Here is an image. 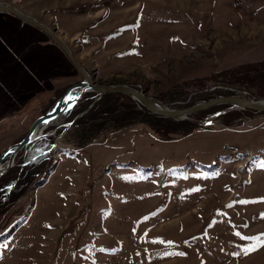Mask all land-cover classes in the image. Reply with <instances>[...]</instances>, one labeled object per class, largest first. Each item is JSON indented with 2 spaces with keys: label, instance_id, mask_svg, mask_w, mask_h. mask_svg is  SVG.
I'll return each mask as SVG.
<instances>
[{
  "label": "rangeland",
  "instance_id": "1",
  "mask_svg": "<svg viewBox=\"0 0 264 264\" xmlns=\"http://www.w3.org/2000/svg\"><path fill=\"white\" fill-rule=\"evenodd\" d=\"M69 2L117 44L100 84H125L150 99L264 60V0L15 1L48 14L50 24L55 15L45 8ZM78 132L71 126L57 141L44 184L6 205L0 264H264L256 239L264 234V113L228 112L168 141L136 123L82 148ZM2 135L0 154L24 136L9 144L17 134ZM21 160L11 169L15 183Z\"/></svg>",
  "mask_w": 264,
  "mask_h": 264
},
{
  "label": "crops",
  "instance_id": "2",
  "mask_svg": "<svg viewBox=\"0 0 264 264\" xmlns=\"http://www.w3.org/2000/svg\"><path fill=\"white\" fill-rule=\"evenodd\" d=\"M15 1L21 0H0L49 27L100 84L108 54L117 45L111 35L98 34L97 28L90 27V20L79 19L71 2L64 5L66 8L59 3L45 8V12L55 15L50 24L48 14L29 13ZM81 80L80 73L45 33L12 14L0 12V148L2 134H17L7 137L12 144L18 135L27 133L37 117L54 107L57 94L62 95ZM63 117L57 124H62Z\"/></svg>",
  "mask_w": 264,
  "mask_h": 264
},
{
  "label": "trees",
  "instance_id": "3",
  "mask_svg": "<svg viewBox=\"0 0 264 264\" xmlns=\"http://www.w3.org/2000/svg\"><path fill=\"white\" fill-rule=\"evenodd\" d=\"M209 82H212L213 85L208 86ZM190 83L194 87L193 91L176 93L175 91L179 86L168 90V94H172L170 95L171 98L166 99L167 97H164L152 100L165 105L172 102L171 106L173 108L183 109L229 95L263 99L264 60L240 64L213 73L208 77L194 79ZM212 87L214 89H211ZM95 96L94 93L84 94L72 111L65 115V122L72 121L77 114L86 110L93 102ZM225 107L218 106L207 111L212 112L218 108ZM207 111L199 112L192 117L199 118V116L207 114ZM136 123L144 124L164 141L171 140L173 136H188L198 127L189 121H174L152 115L144 108H138L137 104L130 98L119 94L102 96L72 127L78 128L79 132L77 135L80 139L81 147L84 148L105 130L118 131ZM52 144V137H44L17 155L16 158L21 157V163L24 167L15 184L16 175L13 177L11 170L0 178V180L7 181L1 194L2 199L5 198V201L2 204L0 203V216L7 212L5 209L7 204L14 203L20 197H24L30 185L37 188L42 186L44 184L42 179L44 173H52L53 161L46 166L51 154L45 153L51 148ZM38 174H40V177H37ZM13 184L14 186L11 189Z\"/></svg>",
  "mask_w": 264,
  "mask_h": 264
},
{
  "label": "water",
  "instance_id": "4",
  "mask_svg": "<svg viewBox=\"0 0 264 264\" xmlns=\"http://www.w3.org/2000/svg\"><path fill=\"white\" fill-rule=\"evenodd\" d=\"M0 12L9 13L13 16L27 22L28 24L45 33L50 40L56 44L66 55L72 66L80 73L82 80L69 86L58 98L54 107L44 115L37 117L29 127L24 137L17 143L9 146L0 154V178L8 173L15 165L17 155L25 148L44 137H52L53 144L45 153L54 152L57 148V141L61 135L70 128L81 116L86 114L93 104L99 101L106 94H119L130 98L139 108H144L148 113L170 119L174 121H189L197 126H209L220 116L234 111H252L255 113H264V99L242 98L237 96H225L216 98L207 102L198 103L188 108L176 109L159 104L146 97L142 91L122 84V85H103L97 84L92 76L75 59L67 44L59 38L49 27L41 24L35 18L25 14L15 6L0 2ZM94 93L96 96L89 107L83 112L77 114L72 121L65 124H57L58 120L72 111L80 102L84 94ZM71 97V99H70ZM218 106H227L225 109L217 111L203 120H196L192 116L196 113L210 110ZM56 124V125H55ZM48 130L49 128H52ZM62 128L61 134H56ZM15 184V182H14ZM14 184L11 186L13 188Z\"/></svg>",
  "mask_w": 264,
  "mask_h": 264
},
{
  "label": "snow or ice",
  "instance_id": "5",
  "mask_svg": "<svg viewBox=\"0 0 264 264\" xmlns=\"http://www.w3.org/2000/svg\"><path fill=\"white\" fill-rule=\"evenodd\" d=\"M71 99V97H70ZM262 167H264V165H262ZM245 239H250V238H245ZM257 240H260L261 242V246H264V234H262L261 237H256ZM256 249V246L253 245L250 249H245L243 250L244 253H247L249 251H254ZM170 254V253H169ZM179 255H183V253H178ZM237 255H240L241 253H236Z\"/></svg>",
  "mask_w": 264,
  "mask_h": 264
},
{
  "label": "bare ground",
  "instance_id": "6",
  "mask_svg": "<svg viewBox=\"0 0 264 264\" xmlns=\"http://www.w3.org/2000/svg\"><path fill=\"white\" fill-rule=\"evenodd\" d=\"M264 99V98H263ZM214 123V122H213Z\"/></svg>",
  "mask_w": 264,
  "mask_h": 264
}]
</instances>
